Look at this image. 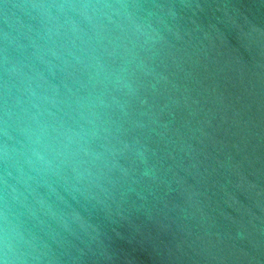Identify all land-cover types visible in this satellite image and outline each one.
<instances>
[{
    "label": "water",
    "instance_id": "water-1",
    "mask_svg": "<svg viewBox=\"0 0 264 264\" xmlns=\"http://www.w3.org/2000/svg\"><path fill=\"white\" fill-rule=\"evenodd\" d=\"M0 264H264V0H0Z\"/></svg>",
    "mask_w": 264,
    "mask_h": 264
}]
</instances>
